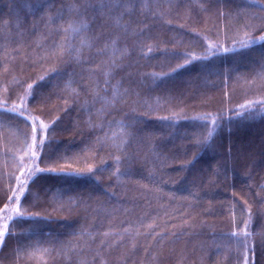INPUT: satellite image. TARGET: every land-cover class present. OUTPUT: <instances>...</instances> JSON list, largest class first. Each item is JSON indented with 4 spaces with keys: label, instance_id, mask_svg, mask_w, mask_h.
I'll list each match as a JSON object with an SVG mask.
<instances>
[{
    "label": "trees",
    "instance_id": "trees-1",
    "mask_svg": "<svg viewBox=\"0 0 264 264\" xmlns=\"http://www.w3.org/2000/svg\"><path fill=\"white\" fill-rule=\"evenodd\" d=\"M70 22L87 28L65 34ZM245 33L264 35V0H0V231L17 196L48 217L20 221L0 264H243L230 234L245 221L248 264H264V106L240 107L264 101V43L222 50ZM188 54L209 58L173 71ZM206 115L220 129L197 144ZM118 122L120 153L104 141H120ZM36 165L85 175L38 173L21 196Z\"/></svg>",
    "mask_w": 264,
    "mask_h": 264
},
{
    "label": "snow or ice",
    "instance_id": "snow-or-ice-1",
    "mask_svg": "<svg viewBox=\"0 0 264 264\" xmlns=\"http://www.w3.org/2000/svg\"><path fill=\"white\" fill-rule=\"evenodd\" d=\"M22 2L26 6H29L32 3V0H22ZM85 28H87V25L83 22H81L79 24V26H74L73 23L70 22V23H68L67 27L62 28V31L65 34L68 33L69 31H71L74 34H77V33H81V30L85 29ZM239 43L241 46L240 49H237L235 46H233L231 49L223 48L222 50H223V52L227 53L229 51L237 52V51H240L242 49H249L258 43H264V35H260L258 39H250L247 37V33H245L244 38H242L239 41ZM209 47L211 48L212 46L209 45ZM216 50L220 51L221 48L218 47ZM151 51H152V49L149 46L148 52H151ZM63 52H64V48L62 46L60 54L63 55ZM74 55H75V58L77 60H79L80 50L76 49L74 52ZM208 58H209L208 55L197 57L193 54H188L183 58L184 63L178 65V67L176 69H173V71H178L179 68L186 67L188 64H191L198 59H208ZM53 71H55V70H53ZM108 75H109V73H105V76H108ZM39 79L43 80L44 76H41ZM105 83L107 84V80H105ZM27 87L30 90L32 88V85L29 84ZM66 87H68V88L71 87V81L68 82ZM118 95H119L118 89L114 88L112 99H108L106 97H100V99L103 101L105 106H114V104L116 102V97ZM22 105H23V101H21V107H22ZM255 105L264 106V101L252 100V101H248L245 105L240 106L241 108H244L248 111V116L245 117V119L254 118V113L252 112V109H253V106H255ZM6 111L11 112V113H15V114L20 115V116H25V112L18 109L15 106H13L12 108L6 109ZM237 115L243 116L244 114L238 112ZM25 118L27 119V117H25ZM160 119L161 120H170V119L175 120L176 117L175 116H173V117L163 116V117H160ZM194 119L204 121L205 127L210 129L207 132L206 137L202 141L197 140L196 143L197 144H204V145L210 144L212 142L213 138L216 135H218V132L220 129V125L217 124L216 118L206 115V116L195 117ZM39 125H40L41 130L46 129V127H47L46 125H44L43 121H40ZM109 126H110V124H109ZM29 127L31 128L32 133H31V137H30L31 144L28 146L27 152L29 154V158L33 161V163H35V160L38 159L37 152L43 150L44 139L41 138L38 140L37 126H36L35 121L32 124H30ZM118 127L121 129V132H122V138L120 139V141L117 142L114 135L109 136L107 133H105L104 141L110 143L112 145V147H114L117 150V152L120 153V152H124V145L128 143V141H127L128 133L125 130V126L123 125V122H118ZM169 127H172V124H169ZM229 131H230V129H229ZM115 160L117 162V166L114 170V174H116L117 178L119 179L122 175H124V173L121 172V168L119 165V162L121 160V156L119 154L115 155ZM189 163H191V161ZM66 169H71V165H66L64 168H60L59 170L57 169V167L41 168V167H39V165H36V167L34 169H29V177L27 179L19 181V184L21 185L20 195L22 196L24 194V190L27 188L28 182L30 180L34 179L35 175L38 173H49L52 175L69 177V178H77V179H79L83 175H85V173L81 172L79 169H76V170H66ZM103 170L104 169H101L100 171H103ZM92 172H93V169L91 167H89L87 169V173L91 174ZM21 174H23V173H21ZM12 195L16 196V193L13 192ZM15 204L17 205V207L13 210L16 214L15 215V221L13 223V228L10 231L9 230V223H8V221L13 220V217L12 216H5V218H4L5 222L2 224L3 230L0 231V246L3 245L5 236L10 237V236H13L15 234L16 225L20 221H23V220L37 221L39 219H43V220L48 219L47 216H40L39 214L25 215L24 212L21 211V209L19 207V204H20L19 196L16 197ZM248 216H249V220H250L251 219L250 213L248 214ZM232 237L235 238V243L238 245L239 249L241 250V255L243 256V264H248L247 252L250 250L251 244H252L251 233L248 231V222L247 221L244 222V226L239 232L233 231L230 234V238H232ZM251 250L254 253V248H251Z\"/></svg>",
    "mask_w": 264,
    "mask_h": 264
}]
</instances>
